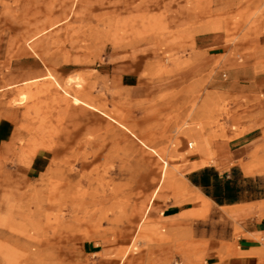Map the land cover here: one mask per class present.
Instances as JSON below:
<instances>
[{
	"label": "rangeland",
	"instance_id": "374dc122",
	"mask_svg": "<svg viewBox=\"0 0 264 264\" xmlns=\"http://www.w3.org/2000/svg\"><path fill=\"white\" fill-rule=\"evenodd\" d=\"M198 157L264 197V0L0 1V264H206Z\"/></svg>",
	"mask_w": 264,
	"mask_h": 264
},
{
	"label": "crops",
	"instance_id": "0c3cea01",
	"mask_svg": "<svg viewBox=\"0 0 264 264\" xmlns=\"http://www.w3.org/2000/svg\"><path fill=\"white\" fill-rule=\"evenodd\" d=\"M10 2L16 0H0ZM201 51H207L209 45L202 44ZM250 141L239 145L240 150L252 143ZM230 157H220L218 163L228 165ZM202 158L190 160L189 165L184 168V180L202 199L212 203L220 209H225L232 222L233 235L227 247L221 249L224 253L216 254L206 264H264V197H254L247 194L242 188L241 181L255 180L257 173L246 174L244 169L230 165L227 168H217L213 164H204ZM178 166H182L178 163ZM237 177H239L236 180ZM156 199V198H155ZM153 200L150 209L162 211L167 217L180 215L181 205H170L169 203H159L154 206ZM162 206V207H160ZM217 251L220 249L217 247Z\"/></svg>",
	"mask_w": 264,
	"mask_h": 264
},
{
	"label": "bare ground",
	"instance_id": "6f19581e",
	"mask_svg": "<svg viewBox=\"0 0 264 264\" xmlns=\"http://www.w3.org/2000/svg\"><path fill=\"white\" fill-rule=\"evenodd\" d=\"M61 207H63V205H61Z\"/></svg>",
	"mask_w": 264,
	"mask_h": 264
},
{
	"label": "built area",
	"instance_id": "2783aa9c",
	"mask_svg": "<svg viewBox=\"0 0 264 264\" xmlns=\"http://www.w3.org/2000/svg\"><path fill=\"white\" fill-rule=\"evenodd\" d=\"M189 148H190V144H189Z\"/></svg>",
	"mask_w": 264,
	"mask_h": 264
}]
</instances>
